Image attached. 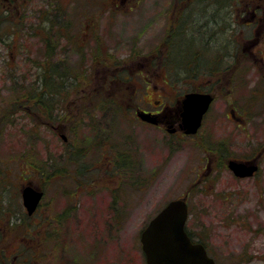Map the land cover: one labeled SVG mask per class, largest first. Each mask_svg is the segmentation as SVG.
Listing matches in <instances>:
<instances>
[{
    "label": "rangeland",
    "instance_id": "374dc122",
    "mask_svg": "<svg viewBox=\"0 0 264 264\" xmlns=\"http://www.w3.org/2000/svg\"><path fill=\"white\" fill-rule=\"evenodd\" d=\"M86 1L0 0V203L10 223L20 181L45 191L36 213L9 226L10 252L24 264H147L141 231L169 201L187 197V229L218 264H264V153L259 174L243 179L222 157L264 150V68L242 51L248 35H256L241 19L250 6L227 1L228 22L243 29L234 50L219 16L215 38L194 37L197 46L190 48L187 36L184 61L171 54L172 63L141 67L154 50L150 37L161 35L147 31V1L117 10H109L112 0ZM239 51L233 82L227 63ZM256 53L264 55V41ZM46 55L54 56L56 76L47 87L55 88L50 99H40L50 71ZM209 78L215 83L207 84ZM201 88L215 99L196 134L171 135L138 119L137 108L156 109L159 102L177 118L178 100Z\"/></svg>",
    "mask_w": 264,
    "mask_h": 264
},
{
    "label": "flooded vegetation",
    "instance_id": "af4514ba",
    "mask_svg": "<svg viewBox=\"0 0 264 264\" xmlns=\"http://www.w3.org/2000/svg\"><path fill=\"white\" fill-rule=\"evenodd\" d=\"M5 1V0H4ZM106 3V0H104ZM108 1V0H107ZM141 0H138L137 2H133L132 0H112V2H107L108 6L110 7L109 10H117L118 7L120 6H125L127 7L128 5H138L140 3ZM147 4L149 5V11H146V16L148 19V24H147V31L149 33H151L152 35L156 34V33H161V35L159 36V39L155 40L153 39V37H150L152 39L154 43H152L150 40H148L150 43L153 44V49L152 52H150L149 54H146L144 56V60L141 61V67H143V64H146L147 67L151 66L152 64L154 65V63H158V64H169L172 63L174 61L171 60V54L178 56V58L182 59V61H184V57H185V53L186 52V38L187 36H189L188 38L190 39V48L197 46L194 44V41H192L191 39L194 37H201V36H207L209 35V37H214L217 36L218 34V29L219 26L221 25V22L219 20V16H222L225 20H227V26L230 27V30L232 32V34H230L229 36H227V39H229L230 41H233V45H229V48L231 50H234V40H237L238 42H241V38L243 37V34H237V31H243V29H234L233 24H231L230 22H228V16L232 15V9H233V5L232 4H228L227 1H231V0H146ZM83 4H88V2L86 0H82ZM114 5L115 7L113 8ZM241 3H243L246 6H250V12L248 10V8H243L245 11H247L245 14L247 15H241L240 13H238V15H241V19L244 21V25L248 26L249 31L254 32L256 35L253 36V34L248 35L249 38H247L242 47V51L246 52L247 50H250L252 58L255 60L260 59L261 63H262V69L264 68V55H260L259 57H257V53H256V49L263 43V32H264V13L262 11V8L264 6V0H241ZM5 5V3H4ZM223 8L226 9L225 15H223ZM105 9V8H104ZM39 14L41 12V10L38 11ZM219 13H221L219 15ZM90 19V18H89ZM5 21V14L2 15V20L1 22ZM91 23V26H93V20L90 19L89 20ZM4 23L2 24L3 27ZM40 25H38V27H40ZM256 28V29H255ZM56 29H54L53 31H55ZM72 29H69V32H71ZM36 32V31H35ZM57 32V31H55ZM60 33V35H66V33L62 30L58 31ZM67 32V31H66ZM38 33V32H37ZM207 34V35H205ZM62 35V36H63ZM212 37V38H213ZM251 37H254L251 39ZM208 38V36H207ZM196 40V39H195ZM207 44V41H206ZM205 46V45H204ZM143 47V45L138 42V45L136 46V51L140 52L141 48ZM248 47H251L252 49H249ZM158 48L159 52L155 51V49ZM241 51V50H240ZM240 51L237 53V58L235 57V62H229L227 63L228 68L230 69V75L231 81H235V69H239L242 65L240 63H236V61L238 62L239 57H240ZM52 52V51H50ZM49 52V53H50ZM174 52H178V53H174ZM132 53H134V55H136L135 51H132ZM157 53H159V55H157ZM258 54H261V52H259ZM12 56H14V53H12ZM232 56V55H231ZM46 60L45 62L46 65L44 66V70L46 68L47 65H49L50 68V79L51 80H55L56 76H54L53 74V60H54V56L49 57V55H46ZM238 59V60H237ZM239 66V67H238ZM187 65L183 66L184 69H187ZM211 72V71H210ZM212 73V72H211ZM1 75L5 78V62H4V66L2 68L1 71ZM152 79V76L148 77ZM184 79H187V77L184 75ZM209 82H207V84H213L215 83V80H213V78H209L208 79ZM3 89L5 90V87H3ZM208 89V90H207ZM207 89H198V90H190V91H198V92H209L210 94L213 95L214 99H215V94L212 93V90L207 88ZM189 92V91H188ZM187 93V92H186ZM185 93V94H186ZM184 94V95H185ZM36 95L41 98V95L39 93H36ZM183 95V96H184ZM183 96L181 97V99L178 100L177 102V111L176 114H174V116H177V118L172 117V115L169 114V108L164 104H160V102L158 103L156 109H148V108H137L136 111L138 110H143L149 113H152L153 115H155L157 117L158 123L156 124H151V125H155L157 127H165V129L171 134V135H183L184 133V129H183V121H182V99ZM29 100H31V96L28 97V94H26V102L27 103ZM214 101V100H213ZM35 104V103H34ZM212 105V104H211ZM36 106V105H35ZM37 110H39V106L36 107ZM211 108V107H210ZM51 115L54 116V113L51 111ZM229 115L236 117V112L234 110H230ZM88 116L90 117V114L88 113ZM206 116V115H205ZM204 116V119H205ZM138 119L142 122L148 123L144 120H142L141 118L138 117ZM1 120L3 122H5V111L3 112V114L1 115V119H0V123ZM243 121V119H240ZM204 123V120H203ZM150 124V123H148ZM78 128L80 127V125L77 126ZM68 129V126H67ZM63 137H65V134H62ZM67 138V137H65ZM264 153V150L261 151L260 153H258L257 155L254 156H249V157H238L236 156L233 152L232 153H228V155H225L222 157L225 159H227V164L229 166V170L235 175V177L237 178H248V177H253L256 176L257 174H259L260 171V166H261V157ZM231 161H236L238 163H243L246 164L247 166H250L252 164L256 165V170L252 175H247V176H239L237 175L231 168H230V162ZM209 166L211 168V162L209 163ZM0 186H1V194L3 196V198H5V173H2V175H0ZM21 179H19L20 181ZM18 182V180H17ZM21 184L18 185V187L20 188V192H19V197L17 200V205L16 208L17 209V215L16 217L12 218V222L10 223V214L8 216V214L5 216V202L2 199L0 205L2 207H4L3 211H0V229L2 230V235L0 236V245H3L2 243L5 242V246H3L2 248V257L0 258V264H6V258H8V260L10 261V255H12L14 252H10L11 247L9 248V239L7 237V235H9V229H10V225L12 224V227H15L16 225H19L20 223L23 222V215L25 214H30L27 207L25 206L24 203V198H23V189L28 186V185H32L33 187H35L38 190H41L43 193H45V191L43 190V188L36 186L32 183H24L23 181H20ZM44 197V195H43ZM43 199V198H42ZM42 202V200H41ZM41 202L38 204L36 210L33 213H36L38 211L39 206L41 205ZM7 237V239H6ZM198 242H202L203 241H198ZM205 246L207 247L206 243H204ZM207 250L209 252V249L207 247ZM209 254L211 256H213L210 252ZM14 256L12 258V262L11 264H24V262L22 260H20L19 253H14ZM214 257V256H213ZM215 259V257H214ZM216 260V259H215ZM217 261V260H216ZM218 263V262H217Z\"/></svg>",
    "mask_w": 264,
    "mask_h": 264
},
{
    "label": "water",
    "instance_id": "95a60500",
    "mask_svg": "<svg viewBox=\"0 0 264 264\" xmlns=\"http://www.w3.org/2000/svg\"><path fill=\"white\" fill-rule=\"evenodd\" d=\"M212 101L210 93L190 92L185 95L181 115L186 133H197ZM138 115L144 121L158 123L157 117L152 113L138 111ZM229 165L239 176L252 175L256 170L255 164L247 166L231 161ZM42 196L43 192L32 185L23 189L24 203L30 214L36 210ZM188 213L186 198H178L168 202L150 220L140 238L147 264H216L205 245L193 242L186 231Z\"/></svg>",
    "mask_w": 264,
    "mask_h": 264
},
{
    "label": "trees",
    "instance_id": "16d2710c",
    "mask_svg": "<svg viewBox=\"0 0 264 264\" xmlns=\"http://www.w3.org/2000/svg\"><path fill=\"white\" fill-rule=\"evenodd\" d=\"M0 39H2V38H0ZM51 73L49 72V73H47L45 76H44V86H42L41 88H42V90L40 91V90H38V93L41 95V96H43V95H47V97L50 99V97L52 96V94H53V90H54V88H55V85H54V87L52 86V84H51V82H49V84H50V89H48V87H47V80H48V77H49V75H50ZM50 79V78H49ZM43 94V95H42ZM41 99V98H40ZM31 100H32V98H31ZM48 106V105H47ZM49 108H50V106H48ZM49 113H50V115H51V111H49Z\"/></svg>",
    "mask_w": 264,
    "mask_h": 264
}]
</instances>
